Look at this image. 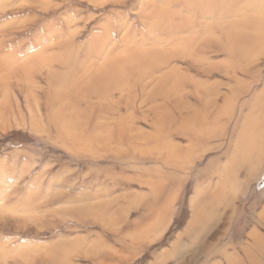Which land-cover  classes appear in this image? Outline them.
I'll list each match as a JSON object with an SVG mask.
<instances>
[{"label":"rangeland","instance_id":"rangeland-1","mask_svg":"<svg viewBox=\"0 0 264 264\" xmlns=\"http://www.w3.org/2000/svg\"><path fill=\"white\" fill-rule=\"evenodd\" d=\"M0 264H264V0H0Z\"/></svg>","mask_w":264,"mask_h":264},{"label":"crops","instance_id":"crops-1","mask_svg":"<svg viewBox=\"0 0 264 264\" xmlns=\"http://www.w3.org/2000/svg\"><path fill=\"white\" fill-rule=\"evenodd\" d=\"M222 222H220V224H221ZM237 250L236 249H234L233 250V252H234V254H232V256H234L235 255V252H236Z\"/></svg>","mask_w":264,"mask_h":264}]
</instances>
